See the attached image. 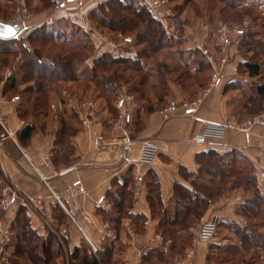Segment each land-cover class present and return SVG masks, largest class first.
Segmentation results:
<instances>
[{"label":"crops","instance_id":"obj_1","mask_svg":"<svg viewBox=\"0 0 264 264\" xmlns=\"http://www.w3.org/2000/svg\"><path fill=\"white\" fill-rule=\"evenodd\" d=\"M104 1L98 0V3ZM195 32L199 33L195 38L196 47L206 49L212 54L211 59L218 61L214 64L219 63V45L209 42L214 37L212 29L201 26V30ZM23 34H18L17 38ZM92 63L91 60L89 65ZM244 63L239 55L231 57L223 69L222 83L207 95L194 117H185L178 109L177 116L164 120L160 112L139 108L132 113V121L125 130L115 132L106 123V115L103 126L92 121L85 127L78 120L73 122L77 129L75 135L64 143L58 142L62 113L76 110L66 106L64 92L71 93L75 99L84 96L77 98L72 91L62 89L59 96L51 95L48 116L24 115L29 95L22 93V87L6 86L14 70L4 67L0 72V200L4 199L3 191H6L7 207L0 206V239L5 235L12 238V224L23 210L40 237L39 253L45 254L43 244L50 239L61 249L62 258H55L56 264H82L76 255L96 258L97 264H149L146 257L152 251L166 249L164 238L158 232L159 218L148 203L150 177L156 176L164 208L172 210L175 186L192 190V180L201 169L197 157L210 151L221 155L236 151L235 156L252 165V174L264 195V124L253 127L249 142L240 131L228 130L221 135L207 131L208 124H223L240 111L237 109L239 101L231 96L237 92V87L232 85L246 79L240 74ZM15 97L19 100L13 101ZM116 112L118 114V110ZM76 114L81 119V114ZM30 124L35 125V132L30 142L22 145L19 134ZM125 133L131 142L128 150L122 143ZM146 145L156 149L151 164L140 162ZM139 175L143 183L137 192ZM76 181L81 182L84 194H77L72 187ZM39 195L44 198V207L55 229L23 203V197ZM100 198H104L102 204L98 203ZM244 200L242 191L237 189L210 203L204 216L191 229L193 255L187 264H208L211 247L217 245V237L197 247L193 244L202 223L218 218L219 232L226 229L227 224L241 227L247 224L237 212ZM75 223L91 241L102 243L100 251L92 250ZM151 261L159 264L156 258Z\"/></svg>","mask_w":264,"mask_h":264},{"label":"trees","instance_id":"obj_2","mask_svg":"<svg viewBox=\"0 0 264 264\" xmlns=\"http://www.w3.org/2000/svg\"><path fill=\"white\" fill-rule=\"evenodd\" d=\"M193 1L184 0V8ZM209 2L223 5L224 9L221 11L223 12L225 9H238L241 0ZM89 20L99 31L113 35L117 39L135 35L136 40L131 43L139 48L136 58L114 56L112 53L93 55L94 44L86 35V31L81 30L79 26L70 29L69 35H64L54 24H50L36 28L26 37L23 35L13 39L0 37V72L7 66L14 70L6 86L22 87V93L29 95L27 107L23 109L24 115L31 114L36 118L48 116L51 95L56 93L59 96L62 89H68L77 98L86 94L93 97L91 99L98 103L102 118L106 115L108 121L106 123L111 125L117 117L114 102L119 95L120 83L130 84L128 94L142 100L144 91L141 87L144 86L147 77L145 61L175 44L168 38L162 22L156 19L148 7L141 4V0H106L90 11ZM76 36V41H72ZM246 36L239 44L247 38ZM188 54L198 56L195 61L197 72L201 73L204 68L211 69L210 61L200 55V49ZM45 57L51 60L52 65L44 61ZM91 60L93 63L89 65ZM242 66L249 78L257 79L261 76L260 63L245 61ZM128 72L130 79L139 76L141 79L139 83L132 85L126 77ZM194 74L196 76V73ZM253 90L257 96L258 106L259 102L263 105L264 83L256 84ZM252 103L256 104L254 101ZM243 108H246V104ZM75 111H63L58 142L64 143L75 135L77 129L73 122L81 120ZM145 111L152 112L153 109L145 107ZM35 128V125L30 124L19 134L22 145L30 142ZM235 154L236 151L223 155L210 151L198 156L197 162L201 169L192 180L193 189L176 185L175 206L172 210L164 208L159 181L156 176L150 177L148 203L154 215L159 218L158 232L164 238L166 249L152 251L146 257L150 260L149 264H154L152 258H156L159 264H174V259L182 258L192 244L193 225L204 216L210 203L237 189L241 190L245 197L243 203L237 207V212L246 219L247 225L241 227L232 224L235 227L232 233L237 237L242 251L264 252V232L259 231L264 230V195L252 174V165L249 162H247L249 166L242 165L240 161L244 159L238 158ZM1 216L0 210V219ZM11 229L14 232L12 241L4 247L2 253V256L5 252L9 253L7 258L9 264H56L55 258L61 257V249L58 245L54 246L51 239L43 244L45 254L39 253L40 237L32 229L30 220L23 210L18 213ZM222 249L224 256L238 255L237 249L225 247ZM76 258L81 260L82 264L98 263L96 258L86 256L81 258L77 255ZM211 260L209 255L208 264H212Z\"/></svg>","mask_w":264,"mask_h":264},{"label":"rangeland","instance_id":"obj_3","mask_svg":"<svg viewBox=\"0 0 264 264\" xmlns=\"http://www.w3.org/2000/svg\"><path fill=\"white\" fill-rule=\"evenodd\" d=\"M147 1L153 2L154 0ZM142 2L143 0H141V4ZM159 3L160 7L156 10L142 5L148 7L156 19L162 22L168 38L175 44L145 61L147 77L144 80V86L141 87V90L144 91L143 99L141 100L135 98L132 94H128L130 84L123 82L118 87L119 95L114 105L117 104L119 97L123 95L128 99L127 108L131 109L132 113L138 110V108H142L141 110L145 111V107L152 108L154 112H160L161 116L162 112L168 109L177 111L183 103L198 98L200 93H203L209 86L215 69L220 68L219 63L214 64V61L216 62L217 60L208 59L207 56L213 57L210 52L209 55H205L203 53L204 49L196 47L198 43H196L195 38L199 33L195 31H200L201 26L209 27L212 29L214 35L213 39H209V42H213L214 44L215 41L216 45H219L218 25L220 23L228 25L246 24L247 36H245L247 38L241 44H239V41L231 48L230 58L226 66H228L231 57L239 55L245 61L260 63L262 73L259 78L252 79L245 75L243 69L240 70V74L242 76L244 74L246 79H240L233 84L237 87V92L233 93L231 97L240 103L239 107H237L240 111L234 117L238 120H244L264 113V104L262 103L263 105H261L259 102L258 106L256 102L257 96H255L253 90L256 84L264 83V0H241L238 9H225L223 12H221L224 9L223 5L210 3L209 0H194L185 8L184 0H160ZM98 4H100L98 0H89L78 11H59L52 6L50 0H0V22H9L18 16L19 13H23V10H26L27 14L24 15L26 29L24 30L23 37H26L33 30L43 25L54 24L64 35H69V30H73L74 26H79L81 30L86 31V35L94 44L93 55L112 53L114 56L136 58L137 49L139 48L134 47L133 43H125L124 41L125 38L130 37L134 42L136 40L135 35H128L117 39L113 35L99 31L96 26L92 25L89 20V14ZM105 37L114 44L113 47L107 46L103 41ZM76 39L77 36L72 41H76ZM80 42L86 43L85 41ZM196 49H200V55L211 61L210 70L204 68L201 73L197 72L195 61L198 59V56L188 54ZM218 52L221 55L220 47H218ZM46 59L48 58L45 57L44 61ZM48 60L51 61L50 59ZM194 73H196V76ZM126 77L129 78L132 85L139 83L141 80L139 76L130 79L129 72L126 73ZM87 95L85 97L89 99L93 98ZM253 101L256 104H253ZM96 104L98 105V103ZM245 104L246 108H243ZM240 163L249 166L244 160H241ZM225 227L226 229L220 230V232L216 231L214 239L217 237L218 242L217 245L212 247L210 252L212 264H264V252L259 253L253 250L242 251L237 237L232 233L234 225L227 224ZM259 231L264 232L263 229ZM11 241L10 237L9 243ZM4 242L5 236L1 238L0 264H9L7 262L9 253L5 252L2 256L4 247L7 245ZM224 247L237 249L238 255L232 257L224 256L222 254V248ZM190 249L192 248L190 247ZM220 258L225 259L218 260Z\"/></svg>","mask_w":264,"mask_h":264},{"label":"built area","instance_id":"obj_4","mask_svg":"<svg viewBox=\"0 0 264 264\" xmlns=\"http://www.w3.org/2000/svg\"><path fill=\"white\" fill-rule=\"evenodd\" d=\"M89 0H50L52 6L59 11H78L80 10L81 6L85 2ZM143 5L148 6L149 8L156 10L160 7V3L158 1L149 2L147 0H143ZM23 13H19L18 16H16L14 19L10 20L9 22H5L9 25H11L13 28L19 30V34L24 33V30L26 29V20L24 19V15L27 14L26 10L22 11ZM246 24H240V25H228L224 23H220L218 25V36H219V47H220V53L221 58L219 61L220 68H216L214 75L212 77V80L207 87V89L204 91V93L191 101L185 102L182 104L180 111L182 112V115L185 117H194L196 116L204 102V99L211 93V91L215 88H217L222 83L223 78V69L226 67L228 61H229V54L230 50L233 46L236 45L237 42L241 41L242 38L246 35L247 31ZM103 41L107 44L108 47H113L114 44L108 40L107 37L103 38ZM125 43H131L132 39L130 37L125 38ZM203 53L205 55H209V52L204 49ZM208 59H211L210 56H207ZM45 62L49 65H52V62L48 59L45 60ZM65 99H66V106L69 109H76L81 114V124L82 126L88 127L90 126L91 122L94 121L97 125L103 126V118L102 113L100 112V109L98 105L93 102L91 99L87 97H82L80 99H75L74 96L65 91L64 92ZM19 97H15L13 101H18ZM128 99L121 95L118 99V102L116 104V108L119 112L117 118L110 126L111 131H119V130H125L126 126H128L132 121V112L131 109L129 110L127 108V101ZM178 115V110L173 111L172 109H168L164 112H162V118L164 120H168L170 118H173ZM0 124H2L1 118H0ZM264 124V113H261L259 115H256L251 118H247L244 120H238L235 117H231L225 121L223 124H208L207 125V131L212 135H221L225 131L233 130V131H240L244 134V137L247 142L250 140L251 130L253 127L257 125ZM122 143L124 146L129 149L130 146V140L127 137L126 133L122 139ZM156 155V149L151 145H146V147L143 150L142 156L140 158V162L143 164H151L154 160V157ZM143 183V177L139 175L137 177V192L140 189L141 184ZM72 187L75 189L77 194H84L85 189L82 186L80 181H76L73 183ZM6 192V191H5ZM3 191V197L4 199L1 201V208L5 209L7 207V201L5 200L6 193ZM43 196L39 195L37 197L33 198H27L23 197V203L26 204V206L30 207L41 219L42 221L48 225L50 228L55 229L53 225V220L51 216L47 213L44 204H43ZM104 202V198H100L98 200L99 204H102ZM220 224V221L218 218H211L207 220L206 222L202 223V225L199 227V230L197 231L195 238H194V245L197 247L202 244H207L210 241H212L215 237L218 225ZM77 229L79 232L83 235V237L88 241L93 251L98 252L102 248V243H94L91 241L86 233L83 231V229L75 223ZM10 242L9 235H5V244H8ZM193 255V249H190L184 258L175 260V264H187L189 260H191Z\"/></svg>","mask_w":264,"mask_h":264},{"label":"water","instance_id":"obj_5","mask_svg":"<svg viewBox=\"0 0 264 264\" xmlns=\"http://www.w3.org/2000/svg\"><path fill=\"white\" fill-rule=\"evenodd\" d=\"M19 34V30L13 28L11 25L0 22V37L3 39H13Z\"/></svg>","mask_w":264,"mask_h":264}]
</instances>
